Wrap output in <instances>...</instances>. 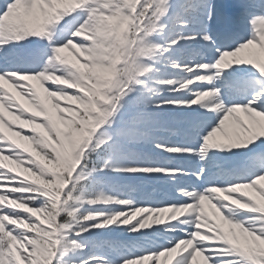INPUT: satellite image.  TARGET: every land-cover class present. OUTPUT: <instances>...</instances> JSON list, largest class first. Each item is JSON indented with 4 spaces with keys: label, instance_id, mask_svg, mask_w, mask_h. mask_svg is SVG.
I'll return each instance as SVG.
<instances>
[{
    "label": "snow or ice",
    "instance_id": "snow-or-ice-1",
    "mask_svg": "<svg viewBox=\"0 0 264 264\" xmlns=\"http://www.w3.org/2000/svg\"><path fill=\"white\" fill-rule=\"evenodd\" d=\"M238 3L0 0V264H264V0Z\"/></svg>",
    "mask_w": 264,
    "mask_h": 264
},
{
    "label": "rangeland",
    "instance_id": "rangeland-1",
    "mask_svg": "<svg viewBox=\"0 0 264 264\" xmlns=\"http://www.w3.org/2000/svg\"><path fill=\"white\" fill-rule=\"evenodd\" d=\"M6 163H10V162H6ZM10 166H12V165L10 164Z\"/></svg>",
    "mask_w": 264,
    "mask_h": 264
},
{
    "label": "bare ground",
    "instance_id": "bare-ground-1",
    "mask_svg": "<svg viewBox=\"0 0 264 264\" xmlns=\"http://www.w3.org/2000/svg\"><path fill=\"white\" fill-rule=\"evenodd\" d=\"M12 166H14V165H12ZM119 231V230H118Z\"/></svg>",
    "mask_w": 264,
    "mask_h": 264
}]
</instances>
